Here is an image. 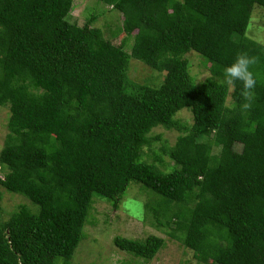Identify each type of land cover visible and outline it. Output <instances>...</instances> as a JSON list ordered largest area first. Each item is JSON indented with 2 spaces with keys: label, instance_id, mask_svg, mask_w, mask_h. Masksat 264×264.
<instances>
[{
  "label": "trees",
  "instance_id": "16d2710c",
  "mask_svg": "<svg viewBox=\"0 0 264 264\" xmlns=\"http://www.w3.org/2000/svg\"><path fill=\"white\" fill-rule=\"evenodd\" d=\"M74 1L0 0V201L33 205L1 219L0 264H72L94 199L119 209L132 183L150 191L143 220L199 264H264V45L248 35L264 0H96L123 18L111 37L93 26L105 10L70 22ZM242 54L250 94L223 75ZM133 59L163 80L132 81ZM114 244L149 262L167 241Z\"/></svg>",
  "mask_w": 264,
  "mask_h": 264
},
{
  "label": "rangeland",
  "instance_id": "374dc122",
  "mask_svg": "<svg viewBox=\"0 0 264 264\" xmlns=\"http://www.w3.org/2000/svg\"><path fill=\"white\" fill-rule=\"evenodd\" d=\"M99 10H105L102 15L97 14ZM97 14L98 19L93 23L94 27L103 30L105 37H111L118 27L122 26L123 18L116 11L96 0H75L74 8L68 16L72 23L83 25ZM248 35L264 45V9L256 8ZM122 35L113 39L115 44H120ZM131 51V49H128ZM191 63L194 71L200 73L199 80L205 79L209 74L201 66L202 59L195 53H190ZM132 81L139 83L158 84L163 80L162 75L144 63L132 60L129 69ZM149 80V81H148ZM10 110L7 107H0V152L4 146L6 138L7 119ZM181 117L187 122H192L189 111H183ZM154 136L162 135V140L173 145L179 135L178 131H169L163 127H158L153 132ZM161 147V141L154 145ZM241 148V147H238ZM170 165L171 160L168 159ZM167 168V167H166ZM1 176V175H0ZM150 191L141 187L137 183L130 184L119 209L113 208L111 201L96 197L94 206L85 227L86 237L80 242L72 259V264H199L193 257V253L183 248L179 243L173 241L165 233H159L154 226L144 219V203ZM21 204L32 207V203L26 197L16 193H5L0 201V221L8 218L7 214L16 210ZM157 234L167 241L166 247L152 261L145 262L133 255L120 250L115 244L116 236H124L134 239H145L149 235Z\"/></svg>",
  "mask_w": 264,
  "mask_h": 264
},
{
  "label": "clouds",
  "instance_id": "9594fccd",
  "mask_svg": "<svg viewBox=\"0 0 264 264\" xmlns=\"http://www.w3.org/2000/svg\"><path fill=\"white\" fill-rule=\"evenodd\" d=\"M256 63V59L242 54L236 57L235 61L227 66L224 71V79L227 83L240 82L247 93L256 87V78L252 72V66ZM250 95L245 96V100H249ZM250 107L248 103L243 105L244 109Z\"/></svg>",
  "mask_w": 264,
  "mask_h": 264
}]
</instances>
